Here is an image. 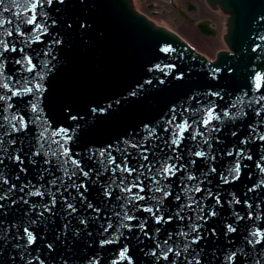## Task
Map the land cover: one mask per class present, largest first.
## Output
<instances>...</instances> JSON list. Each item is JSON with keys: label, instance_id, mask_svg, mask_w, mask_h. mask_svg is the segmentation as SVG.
Here are the masks:
<instances>
[{"label": "water", "instance_id": "obj_1", "mask_svg": "<svg viewBox=\"0 0 264 264\" xmlns=\"http://www.w3.org/2000/svg\"><path fill=\"white\" fill-rule=\"evenodd\" d=\"M208 1L229 14L225 40L232 50L219 53L213 63L189 52L170 31L146 21L134 11L130 0H65L63 5L54 0L52 6L44 5L50 17L48 24L51 19L57 20L55 28L49 27L50 34L35 41L33 26L20 23L19 30L32 37L27 45L18 32L5 35L18 49H24L23 53H5L4 76L14 82L12 91L31 86L26 81L37 73L43 76V88L35 100L31 94L12 96L8 88L0 89V93L11 96L10 101H0V117L16 114L30 122L27 131L5 137L14 139L16 144L12 147L5 143L6 152L0 153L19 154L23 161L19 164L5 159L0 165V175L8 181L0 183V195L6 196L0 200L4 205L0 209V264H189L196 260L199 264H264V243H248L252 233L264 232V140L258 139L264 135V114L256 116L264 105V101L256 103L264 97V0ZM30 8L28 0H16L12 11L3 13L4 28L15 29L19 20L30 18ZM80 22L90 27L81 29ZM69 23L71 28L66 26ZM201 27L207 29L205 23ZM56 39L63 43H54ZM165 48L171 50L165 52ZM25 53L37 65L32 73L15 63L25 59ZM210 69H219L215 79ZM257 76L261 77L259 88ZM36 82L32 79V84ZM211 92L220 95L213 96ZM8 103L11 109L7 108ZM33 103L37 104L36 111L32 110ZM234 104L238 107H232ZM211 106L221 116L225 110L244 114L213 121L220 131L211 133L209 149L197 130L204 131L203 120ZM185 123L190 127L177 147L172 143L177 138L174 133ZM45 129L60 133V138L61 130L67 129L72 136L69 147L74 158L81 161L85 171L94 170L90 180L85 181L87 191L80 190L86 201L82 202L74 189L64 193L75 204V213L69 214L59 195L51 213L45 212L43 217L37 214L39 207L35 211L31 207L50 202L48 196H30L29 189L36 190L32 185L50 187L53 174L61 175L55 166L45 174L49 167L44 163L46 156H33L39 147V133ZM150 130H154L151 136ZM133 143L145 144L148 162L155 165L153 173L169 164L181 169L162 181L171 195L164 199L157 215L172 217L168 223L157 224L151 213L136 210L131 204L127 205L128 215L136 219L122 221L125 201L118 197L127 194L117 188L111 198L106 197L104 189L111 182L112 173L97 179L101 165L88 159L93 151L98 155L109 146L127 149L126 153L112 150V155L117 163H122L130 153L128 166L137 172L131 176L124 173L126 184L135 192L139 189L132 187L133 182L142 183L141 194L150 197L153 180L147 169L136 179L139 165L147 162L138 158L137 149L131 147ZM240 150L245 158L240 160L239 179L225 183L223 178L235 175V153ZM198 151L209 156L197 157L194 153ZM249 155L251 159L247 158ZM189 175L197 179L189 180ZM116 179H120V173ZM11 185L15 186L12 190ZM197 186L202 191H188ZM189 195L205 208V220H197V212L187 209L184 220L176 217L180 206L190 203ZM140 204L155 207L156 201L145 199ZM210 211L216 215L208 216ZM188 217L201 225L203 239L185 253L182 249L186 240L180 231L189 230ZM122 223L131 227H123ZM229 225L236 231L228 232ZM24 227L36 235L31 246H27ZM166 247L180 250V256L169 254V259L164 260L162 250ZM125 249L127 252L122 255Z\"/></svg>", "mask_w": 264, "mask_h": 264}, {"label": "snow or ice", "instance_id": "obj_2", "mask_svg": "<svg viewBox=\"0 0 264 264\" xmlns=\"http://www.w3.org/2000/svg\"><path fill=\"white\" fill-rule=\"evenodd\" d=\"M29 3H31V8L28 9L30 11L31 17L27 18L25 17L23 20H19L17 24V28L12 29H5L4 23H3V13L4 12H11L12 7L16 5V0H0V89L8 88L9 91H12V88L14 87V82L11 81L10 77L4 76V67L6 63L5 53H15V52H24L23 48L18 49L15 46V43L5 39V35L12 36L13 32H18L21 37H25V39L22 41L25 45L32 40L31 36H25V33L19 30V24L20 23H26L28 25L33 26V33L35 36V41H39L41 36L50 34L48 32L49 27L55 28L57 26V20L51 19V24H48V20L50 17L48 14L44 11V5L52 6L54 0H28ZM8 4V7H5V4ZM57 3L60 5L65 4V0H57ZM10 23V22H9ZM67 27L71 28L72 25L69 23L66 25ZM79 27L81 29H85L87 27H90V25H87V23H81ZM33 41V42H35ZM54 43L56 44H62V39H56L54 40ZM171 49L165 48L163 51L167 52ZM25 59H19L16 60L15 63L21 64L24 69H26L29 73H32L36 70L37 65L33 63L32 57L27 56L25 53ZM31 65V67H29ZM47 65V62H45V67ZM219 71V69H210L211 75L213 79L216 78V73ZM228 71H231V69H228ZM182 75H180L179 78H182ZM32 79H36L37 82L35 84H32ZM43 79V76L41 73H37L36 77L29 78L26 83L31 85L29 87H23L21 88V91H12V96L17 95H27L31 94L34 97V100L38 98L39 94L42 91L43 85L41 83ZM261 77L257 76V88L260 87L259 81ZM210 95L213 96H219L220 94L218 92H211ZM10 101L11 96H7L3 93H0V101ZM261 101H264V97H260L259 100L256 101L257 104H260ZM249 106H251L252 101H249ZM232 107H238V105L234 104ZM7 108L11 109L12 105L11 103L7 104ZM37 104H32V110L36 111ZM207 118L203 120L204 125V131L201 132L197 130V135L202 137V143L208 145L209 149H211V133L212 132H219L220 129L213 124V121H223V119H235L236 117L243 115L244 113L242 111H238L236 113H232L228 110H225L221 116V114L217 113L215 111V107L211 106L207 110ZM262 114H264V105H261V107L256 111V116L261 117ZM29 121L25 120V118L21 115H8V116H2L0 117V153H5L6 149L4 147L5 143L8 145L14 147L16 144V141L14 139H8L5 140V137H11L14 133H22L28 130L29 127ZM190 125L187 123L179 126L178 131L174 133V135L177 137L172 141L173 144H175L177 147H179L181 139L183 138V133L189 129ZM6 129V131H5ZM61 133H63V138H60V133H48L47 130H43L39 133L38 137V144L39 147L36 152L33 153V156H38L41 154H44L46 156V159L44 160V163L46 165H49L47 169H45V174L51 171V167L55 166L61 173L59 177H56L53 174V179L49 182L50 187H37L36 185H32V188H35V191H32L31 188L29 189V195L30 196H36L43 199L45 196L50 197V202L47 204H40L32 205L33 211L36 210L37 207H39L40 211L37 213L40 217L44 216L45 212L51 213V210L56 206L57 204V195L63 198V203L66 206V209L68 210L69 214L75 213L77 211V208L73 202H70L67 197L64 196L65 192H70L71 190H75L77 194L79 195L81 201H86V197L84 196V193L80 190L83 188L85 191H87V185L85 183L86 180H90L91 175L93 174V169H88L85 171L84 165L81 163L80 160L75 159L73 156V153L69 147V142L72 140V136L68 134L67 129H62ZM154 134V130H150L149 136ZM232 135H236V133H232ZM148 137H145V141H147ZM195 139V136L193 137ZM258 139L264 140V135L258 137ZM128 143V142H125ZM242 143H247V141H242ZM132 148L137 149L139 156L138 158L141 159L144 162L147 163H141L139 165V173L136 177L137 180H139V176L143 175L145 172V169H147L151 179L153 180V184L149 186V190L152 193L150 197H145L141 193L144 191V188L141 184H137L135 181L133 182L132 187L138 188L139 191H133L132 188H129L126 184L127 177L124 176V173H127L128 176H131L133 173L137 172V169L130 168L128 166V159L127 155H130L128 153L124 156L122 163H117V158L112 155V150L115 151H123L127 152V149L120 150L119 148L112 149L111 146H109L108 149H103L99 151V154L95 151H93L88 159L95 160L98 164L101 165L102 172L96 173L97 179H99V176L111 172L112 173V180L109 183V185L104 189V194L106 197L111 198L113 191L117 188L121 189L123 193L127 194L126 196L118 197V199H123L125 201V204L123 205L124 208V215L121 218L122 221H131L136 219L133 215H128V209L127 205L131 204L133 208L136 210H144L152 214L153 218L156 220L157 224L161 223H168L172 220V217H168L167 219L164 217L163 214L157 215V213H160V205L163 203L164 199L169 197L171 195V192L168 190V185L163 184L162 181L166 180L168 177L175 175L177 171H180V168H177L175 165L169 164L168 166L164 167L161 166L155 173H153L152 169L155 167L152 163L148 162L149 155H148V149L145 147L144 143H133L131 144ZM229 155H233L232 152L228 153ZM237 156V163L236 167L234 169L235 175H229V177H225L224 182L228 183L231 179H239L240 175V160L245 158V153L243 150H240L239 152L235 153ZM79 155V154H77ZM195 156L201 157V158H207L209 156V153H206L204 151H198L194 153ZM248 159H251V156H247ZM5 159H11L15 161L16 163L23 164V161L21 160L19 154L16 155H4L0 156V165L3 164ZM170 159V158H169ZM214 159V157H213ZM264 159V158H262ZM53 160L55 161L53 165ZM35 163V161H33ZM162 165L165 162H161ZM195 163V161H193ZM22 171H26L24 169H21ZM264 171V168L261 169ZM211 171H215V169H211ZM117 173H120V179H116ZM83 178V179H81ZM189 180H196L197 177L194 175H189L187 177ZM79 181V183L77 182ZM0 183L7 184L8 181L4 178L3 175H0ZM15 186L11 185L10 190L14 189ZM52 188H55L56 191H52ZM23 191V189H21ZM190 193L194 192H200L202 189H200L198 186L191 188L188 190ZM159 192L160 196H156L155 194ZM209 195H212L209 193ZM6 199V196L0 195V200ZM145 199H152L156 201L155 207H145L144 205L140 204V201H143ZM177 200L180 199L179 196L176 197ZM190 203L183 204L180 206L178 211L176 212V217L180 220L185 219V215L183 214L185 212V209L188 211L195 210L197 212V220H205L206 217L204 215L205 208L201 206V202L197 201L195 199V196L189 195L188 197ZM217 203H219V198L217 197ZM72 200H75V197L72 198ZM25 204L28 203L27 200L23 201ZM238 202V201H237ZM16 202L13 201V204ZM4 207L3 204H0V209ZM89 208H92V204H88ZM94 211H99V209H94ZM119 215V214H118ZM208 216H215V211H210L207 214ZM239 219H242V217H238ZM189 219V230L184 231L181 229L180 235L183 236L186 240V243L184 244L183 251L185 253L188 252L190 246L192 244H198L203 237L200 234V227L201 225L196 222H192L191 217H188ZM85 221L81 220V223H84ZM30 224H35L36 221H29ZM123 227H131L127 223H122ZM67 227V226H65ZM108 227H111V224L108 225ZM141 229L143 230V223L140 225ZM24 237H26L27 246H31L36 241V235L29 229V227H24ZM105 231H107V228H105ZM236 229L233 228L231 225L228 226V232H235ZM157 232H159V229H157ZM195 233V235H193ZM214 234V232H213ZM145 235L147 233L145 232ZM252 238L248 241V243L252 244L253 246L257 244L264 243V232H254L251 234ZM191 237V239H188ZM259 237V238H257ZM165 245H167V241H165ZM52 246L49 245V248ZM127 252V249H125V253H122V255H125ZM162 258L164 260L169 259V254H174L175 256L179 257L181 252L178 249H174L172 247H166V249L162 250ZM153 255H156L155 252L152 253ZM235 256V253H233V257ZM161 257H157L159 260ZM175 264V262H173ZM189 264H199V261H189ZM259 264V262H257Z\"/></svg>", "mask_w": 264, "mask_h": 264}, {"label": "rangeland", "instance_id": "obj_3", "mask_svg": "<svg viewBox=\"0 0 264 264\" xmlns=\"http://www.w3.org/2000/svg\"><path fill=\"white\" fill-rule=\"evenodd\" d=\"M140 11L148 15L159 24H163L176 31L189 41L198 51L208 57H213L215 52L223 46L222 28L223 19L219 22L218 15L215 21L209 20L206 15L201 16L200 11L205 8L203 0H174L172 4L161 0H135ZM200 19H206L211 24L214 34L203 36L194 31V26Z\"/></svg>", "mask_w": 264, "mask_h": 264}, {"label": "bare ground", "instance_id": "obj_4", "mask_svg": "<svg viewBox=\"0 0 264 264\" xmlns=\"http://www.w3.org/2000/svg\"><path fill=\"white\" fill-rule=\"evenodd\" d=\"M134 1H135V0H134ZM200 14H201V16L206 15V17H208L209 20L211 19L213 22L215 21V16H213V15H218V16H217V17H218V20H219V19L222 20L221 16H220L218 13H215V12L209 10V9L207 10L206 8H203V9L200 11ZM194 31H195V29H194ZM221 47H224V46L221 45Z\"/></svg>", "mask_w": 264, "mask_h": 264}]
</instances>
